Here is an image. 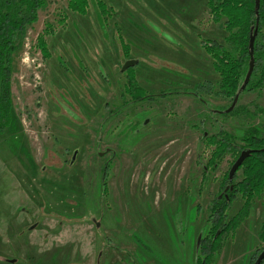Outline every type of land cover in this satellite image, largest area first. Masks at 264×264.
I'll return each instance as SVG.
<instances>
[{"label": "rangeland", "instance_id": "1", "mask_svg": "<svg viewBox=\"0 0 264 264\" xmlns=\"http://www.w3.org/2000/svg\"><path fill=\"white\" fill-rule=\"evenodd\" d=\"M45 1L13 54L0 264H196L198 243L221 230L216 205L243 177L227 182L232 152L210 144L250 128L264 139V85L229 112L212 93L220 79L204 45L225 31L208 0H80L83 11ZM129 61L138 102L125 93ZM243 205L236 193L221 217ZM262 224L253 199L213 264H253Z\"/></svg>", "mask_w": 264, "mask_h": 264}, {"label": "trees", "instance_id": "2", "mask_svg": "<svg viewBox=\"0 0 264 264\" xmlns=\"http://www.w3.org/2000/svg\"><path fill=\"white\" fill-rule=\"evenodd\" d=\"M45 5V0H0V133L11 125L10 79L13 54L17 49L16 42L21 40L27 28L37 21V12ZM207 5L211 19L215 23L224 19L222 24L225 31L221 44L206 41L204 45V50L212 59L213 70L220 79L211 91L232 103L237 93L255 91L264 85V0H259L257 10L255 0H208ZM70 8L79 11L86 8V3L71 0ZM256 28L257 35L252 52L254 68L248 84L242 90L251 57L249 42ZM37 46L44 57L48 58L47 47L42 37L38 39ZM124 54L127 57L125 52ZM126 73L128 76L125 93L134 102H138L146 93L137 84L133 70L128 69ZM196 89L207 91L203 86H197ZM259 133L256 128H250L238 139L225 132L218 134L220 139H212L210 145L218 146L220 151V148L230 149L233 164L243 152H248V156L239 168L243 176L239 183L233 185L228 172L227 182L230 181L233 188L228 191L227 197L224 196V200L223 197L220 199L214 212L217 218L216 225L221 230L219 235H216V232L211 234L209 242L201 240L198 243L199 256L196 264H213L215 255L224 247L226 241L224 234L233 232L248 217L253 199H262L264 205V139ZM237 141L242 143V146H239ZM236 193L242 197L244 205L235 218L226 223L225 218L221 216L225 215L224 212L235 199ZM214 229L216 230L215 226ZM258 239L264 242V224L259 230ZM199 257H202V260ZM261 264H264V260Z\"/></svg>", "mask_w": 264, "mask_h": 264}, {"label": "water", "instance_id": "3", "mask_svg": "<svg viewBox=\"0 0 264 264\" xmlns=\"http://www.w3.org/2000/svg\"><path fill=\"white\" fill-rule=\"evenodd\" d=\"M258 7H259V0H255V9L257 10ZM256 35H257V28L254 30L253 35H252V37L250 39V42H249V49H250V56L251 57H250V61H249L248 71H247L245 80L243 82L242 88H241L242 90L245 89L246 85L248 84V82H249V80L251 78L252 72H253L254 59L252 58V52H253V47H254V42H255V39H256ZM133 66H134V62H132V61L126 62L124 64V66L122 67V71H126L127 69L132 68ZM239 94L240 93L236 94V96L233 99L232 105L228 109L227 112L231 111L235 107V105H236V103L238 101ZM75 156H76V153L73 156V160H74ZM247 156H248V152H243L239 156V158L236 160V162L233 164V166L231 167V169L229 171V180L233 179V176L236 174L238 169L242 166V163L244 162V160L246 159ZM263 260H264V251L258 256V258H257V260L255 261L254 264H261V262Z\"/></svg>", "mask_w": 264, "mask_h": 264}]
</instances>
